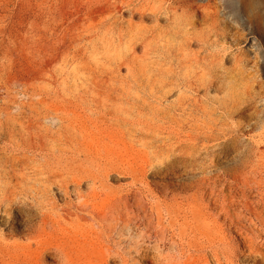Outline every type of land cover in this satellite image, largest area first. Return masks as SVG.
<instances>
[{"label":"rangeland","instance_id":"rangeland-1","mask_svg":"<svg viewBox=\"0 0 264 264\" xmlns=\"http://www.w3.org/2000/svg\"><path fill=\"white\" fill-rule=\"evenodd\" d=\"M169 3L0 0V164L84 179L0 222V264H191L221 239L240 252L215 194L254 219L264 251V0Z\"/></svg>","mask_w":264,"mask_h":264},{"label":"bare ground","instance_id":"bare-ground-1","mask_svg":"<svg viewBox=\"0 0 264 264\" xmlns=\"http://www.w3.org/2000/svg\"><path fill=\"white\" fill-rule=\"evenodd\" d=\"M169 1H170V3L166 7H164L165 10L174 11L177 7H180V8L182 6L190 7V5H188V0H169ZM193 8H194V6H193ZM196 12H198L197 8H196ZM213 80H214V76L212 74L208 73L207 74V85L206 84H200V86H197V87L199 89H201V88L206 87L210 84H213ZM189 86L191 88V85H189ZM200 112L203 115L209 116V118H210V116L213 115V111L206 109V108H204V109L201 108ZM211 118H213V117H211ZM213 122L209 123V124H206V123L203 124V125H205V124L208 125L206 128L208 132L204 133V135H203V139L206 141H211V140L217 139V123L215 124ZM199 128H201V127H199ZM197 130H199V129H197ZM203 130H205V129H203ZM215 131H216V133H215ZM196 133H198V132H196ZM196 140L198 141V139H196ZM198 142H197V144H198ZM193 143H194V141H193ZM204 143L207 144L208 142H204ZM190 145L188 144V146H190ZM193 145H195V144H193ZM198 146L200 147V144ZM52 148H53V146H50V149H52ZM190 148L191 149L193 148L192 145ZM31 149H38V147H32L31 146ZM199 151H198V153H199ZM214 153L215 152H213L212 154L210 153V154L214 155ZM30 157H32V156H30ZM208 157H211V156H208ZM6 159H10V158H6ZM18 168L35 169V171H36L35 183L40 187V189H37L35 187H28L27 184L29 182H28V179L26 178V175L18 172V170H19ZM164 170L167 171L168 166H166L164 168ZM45 172L46 171L44 169H37L36 167L32 166V162H31L30 158H23V159L14 158V159L8 160V161L0 164V222H2L3 219L7 218V216L13 210H16L18 214L20 212H22V213L25 212V209L29 204H33L40 209L41 207L38 204H42V199H44V195L41 193L47 194L48 190L53 186L58 189V194L64 193L66 195L67 190L69 188L76 190L81 185V183L84 181V179H82V178L79 180L56 179L57 174L51 172V173H48L46 175V174H44ZM13 181H15V185H11V183ZM204 185L201 187H204ZM215 195H216V197H215V199H213L212 208L216 209L218 217L224 219V221L226 222L225 228L224 229L220 228V230H221L220 234H223L224 232L236 233L239 240L241 241V244L243 246V250L240 252H236L231 247H229L228 244H225L221 239L220 240L221 244H217V245L214 244V247L210 248L209 250L205 249L204 246L200 247L198 251L202 252L203 255L202 256L200 255V256H197L196 258H194L191 261V264H224V263L227 264V263H233V259L237 255H238L237 260L244 263V264H264L263 246L257 243L260 239V235L254 229V226H256L254 219L251 218V216H248L246 213L244 214L241 211H235L234 209H231V205L228 203L227 197H224L225 198L224 201L221 202L219 199V195H217V194H215ZM211 199H212V197H211ZM28 201H31V202H28ZM39 219H40L39 227H41V228H44L45 226L50 227V226H52L51 223L54 222L52 217L45 218L43 215H40ZM211 236L213 237L214 240L217 239V233L211 234ZM131 243H133V245ZM173 247L174 246L171 245V249H173ZM160 248H161V246L159 244L155 245V247H154L155 252L157 254L156 260H160L159 257L162 254V251ZM53 253L57 254L58 252L53 251L52 248H50V247L42 248V255L53 254ZM128 253L133 254V255H137V257L140 259L142 257L146 256V249L144 246L143 238L137 237V239L135 241H133V242L130 241V245L128 246ZM117 256L120 259H124L123 255H121V254H117ZM131 262H132V264H139V262L135 258H132Z\"/></svg>","mask_w":264,"mask_h":264}]
</instances>
